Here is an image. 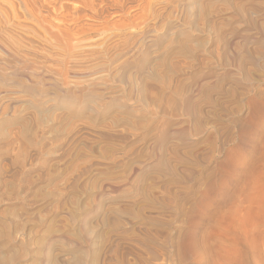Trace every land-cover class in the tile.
<instances>
[{"label": "rangeland", "instance_id": "obj_1", "mask_svg": "<svg viewBox=\"0 0 264 264\" xmlns=\"http://www.w3.org/2000/svg\"><path fill=\"white\" fill-rule=\"evenodd\" d=\"M27 1L0 0V264H264V0Z\"/></svg>", "mask_w": 264, "mask_h": 264}, {"label": "bare ground", "instance_id": "obj_2", "mask_svg": "<svg viewBox=\"0 0 264 264\" xmlns=\"http://www.w3.org/2000/svg\"><path fill=\"white\" fill-rule=\"evenodd\" d=\"M28 2V1H27ZM124 4V3H123ZM128 4H129V2H128ZM91 5V4H90ZM120 5V4H119ZM27 7H30V6H32V1L31 0H29V2L27 3V5H26ZM124 6V5H123ZM85 7L86 8H91V7H89L88 5H85ZM114 9V8H113ZM84 11L85 10H87V9H83ZM89 10V9H88ZM122 10V9H121ZM101 11V10H100ZM99 11V12H100ZM118 11V10H117ZM103 13V12H102ZM101 14V13H100ZM26 121V120H25ZM119 222V221H118Z\"/></svg>", "mask_w": 264, "mask_h": 264}]
</instances>
